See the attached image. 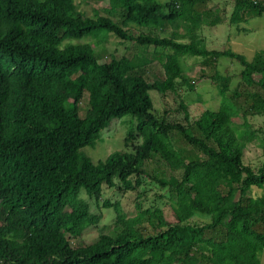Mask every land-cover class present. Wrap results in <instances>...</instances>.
Instances as JSON below:
<instances>
[{"label":"trees","instance_id":"obj_1","mask_svg":"<svg viewBox=\"0 0 264 264\" xmlns=\"http://www.w3.org/2000/svg\"><path fill=\"white\" fill-rule=\"evenodd\" d=\"M202 1L106 0L115 22L85 15L73 0H0V264H259L264 159L253 169L242 153L253 135L246 115L264 113V50L245 59L228 48H206L197 33L202 9L195 7ZM262 12L264 0H232L227 20L234 25ZM169 22L173 27L163 31ZM126 23L159 27L164 35ZM101 31L143 52L111 68L81 40ZM147 45L167 51H146ZM184 56L211 69L219 56L232 59L237 78L230 84L229 76L211 73L216 108L202 106L194 114L179 101L181 116L169 121L153 112L150 91L174 92L177 79L190 85L180 65ZM203 72L197 68L198 76ZM123 115L132 119L125 148L92 162L81 148ZM238 115L241 128L233 120ZM171 129L201 156L177 152ZM136 146L149 160L157 156L169 173L157 176L145 160L137 162ZM141 176L169 191L172 220L139 203L125 215L114 202L112 235L70 244L69 235L99 218L77 196L79 189L97 200L102 186L117 180V190H134ZM193 212L208 219L192 222Z\"/></svg>","mask_w":264,"mask_h":264},{"label":"rangeland","instance_id":"obj_2","mask_svg":"<svg viewBox=\"0 0 264 264\" xmlns=\"http://www.w3.org/2000/svg\"><path fill=\"white\" fill-rule=\"evenodd\" d=\"M77 9L85 15L97 14L110 17L116 22V10H110L106 0H73ZM163 1V0H157ZM232 0H203L196 5V9H202L199 29L197 33L202 37L204 45L209 49L228 48L233 52L240 53L245 59H250L254 51L264 50V12L260 15H249L244 17L237 24H230L227 20L231 9ZM164 24L161 28L163 31H168L173 26ZM125 26H130L136 31L151 34L159 33V27L149 28L145 26H138L132 23H126ZM181 31V25L177 26ZM158 35H164L159 33ZM186 37H183L185 39ZM86 41L93 47L94 53L98 57L107 62L113 68L121 59H126L131 52L140 54L143 47H138L129 43L125 39H119L113 34L105 31L95 33L94 35L86 36L81 39ZM146 51H156L159 53L166 52L167 49L162 47H155L147 45L144 47ZM183 74L186 81H179L175 83L174 92L158 93L150 91L152 100V109L156 115H161L166 120H177L181 116V110L177 107V103L182 101L188 111L196 114L202 106L210 109L216 108L219 103V94L213 78L209 75L212 73H219L221 75L229 76L230 84L237 78L238 65L229 58L219 56L216 58L213 69L209 67H202L201 64L190 56H184L180 61ZM204 70L201 76L197 74V68ZM84 101L79 102V115L83 114ZM236 128H241V117L234 116ZM132 119L129 115H123L117 119L109 121L106 125L100 128L98 137L93 145L83 146L82 152L86 154L92 162L97 159H102L108 152L113 149L125 148L122 144L123 137L126 134L127 127L132 124ZM248 128L253 129V135L250 141L245 143L242 153V161L249 164L255 169L264 159V113L255 115H246ZM169 140L173 148L177 150L183 157L187 159L200 157V152L197 148L187 144L182 140L179 134L171 129L169 132ZM138 140V138L136 137ZM134 139H132L133 141ZM133 150L137 162L144 161V165L155 175L160 176L169 173L160 159L151 154L150 160L146 156L145 151L140 147ZM147 160H146V159ZM112 187L102 186L100 196L97 200L86 195L81 189L77 191V196L83 198L90 213H99V218L94 224H90L79 231L75 235H69L68 240L71 245H81L93 241L98 234L107 233L113 234L116 229L114 221V210L112 203L116 202L121 211L125 215H131L135 212V203H139L140 207H158L162 210L164 217L167 220H172L173 216L168 209L169 202L172 203V196L169 191L162 186H158L154 181L141 176L136 189H121L117 190L116 185ZM249 194L252 196L254 191L250 190ZM106 200L107 205H103ZM208 216L204 213L193 212L190 221L200 223L206 221ZM259 264H264V245L258 252Z\"/></svg>","mask_w":264,"mask_h":264}]
</instances>
